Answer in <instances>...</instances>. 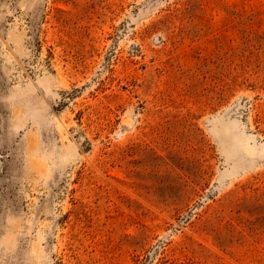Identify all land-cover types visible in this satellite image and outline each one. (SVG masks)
Here are the masks:
<instances>
[{
  "label": "rangeland",
  "instance_id": "1",
  "mask_svg": "<svg viewBox=\"0 0 264 264\" xmlns=\"http://www.w3.org/2000/svg\"><path fill=\"white\" fill-rule=\"evenodd\" d=\"M0 264H264V0H0Z\"/></svg>",
  "mask_w": 264,
  "mask_h": 264
}]
</instances>
